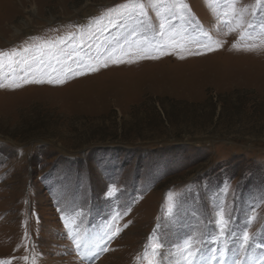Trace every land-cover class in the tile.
Listing matches in <instances>:
<instances>
[{"label": "rangeland", "instance_id": "obj_1", "mask_svg": "<svg viewBox=\"0 0 264 264\" xmlns=\"http://www.w3.org/2000/svg\"><path fill=\"white\" fill-rule=\"evenodd\" d=\"M199 257L264 264V0H0V264Z\"/></svg>", "mask_w": 264, "mask_h": 264}, {"label": "bare ground", "instance_id": "obj_2", "mask_svg": "<svg viewBox=\"0 0 264 264\" xmlns=\"http://www.w3.org/2000/svg\"><path fill=\"white\" fill-rule=\"evenodd\" d=\"M231 62V61H230ZM210 66H209V65ZM224 64L225 63H219L218 62V60H210V61H206L204 64H199V65H193V67H201V66H205L206 65V69H211V68H218V69H220V70H222V69H224L225 68V66H224ZM208 66V67H207ZM221 67H222V69H221ZM231 68V67H230ZM230 68H228V69H230ZM249 68H250V66H249ZM211 73L212 72H215V71H210ZM178 77V76H177ZM179 79V78H178ZM177 79V80H178Z\"/></svg>", "mask_w": 264, "mask_h": 264}, {"label": "snow or ice", "instance_id": "obj_3", "mask_svg": "<svg viewBox=\"0 0 264 264\" xmlns=\"http://www.w3.org/2000/svg\"><path fill=\"white\" fill-rule=\"evenodd\" d=\"M243 239H244V241H248V240L252 239V237H250L248 233H245ZM76 247L79 249L80 245L77 244ZM102 250H107V249L105 248V249H102Z\"/></svg>", "mask_w": 264, "mask_h": 264}]
</instances>
